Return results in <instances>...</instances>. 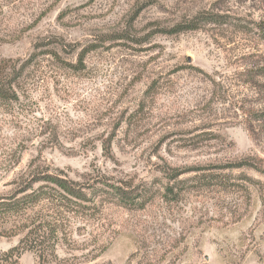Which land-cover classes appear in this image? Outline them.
Segmentation results:
<instances>
[{"label": "rangeland", "instance_id": "1", "mask_svg": "<svg viewBox=\"0 0 264 264\" xmlns=\"http://www.w3.org/2000/svg\"><path fill=\"white\" fill-rule=\"evenodd\" d=\"M262 27L264 0H0V202L85 197L0 219V264H264Z\"/></svg>", "mask_w": 264, "mask_h": 264}, {"label": "trees", "instance_id": "2", "mask_svg": "<svg viewBox=\"0 0 264 264\" xmlns=\"http://www.w3.org/2000/svg\"><path fill=\"white\" fill-rule=\"evenodd\" d=\"M197 27L198 25L194 24H191V26L189 27H187V25H183L178 27L175 33H184L185 31L195 30ZM261 31L264 33V27L261 28ZM9 77H11L10 74H5L3 71H0V101H10L12 97H15V94L11 96L10 93H12L13 91L12 89L16 80L14 82H11L12 79ZM256 122L264 125V112H261L256 115ZM245 166L252 167V169L260 171L259 168H256V166H253L248 163L236 164V166L234 167L243 168ZM37 185H40L41 187L37 190H34L35 186ZM44 185L53 187V190L50 189V191L54 192L55 190L57 193H63L78 200L85 199L84 195L82 194V191L75 189L68 180L60 178L50 173H46L43 175L36 174L34 178L28 181V183L20 190L17 195L3 199V201L0 202V219H12L15 217L23 219L24 217H26L32 207H34L40 201V198L42 196H47L51 194L49 190H45L47 187H43ZM111 189L112 190L110 192L106 193V198H111L113 200L119 201L120 205H124L127 207L128 205H136L138 199V196L135 195L136 192L126 191L116 186H111ZM143 206H145V204H143ZM25 229L27 230L28 227ZM40 230L41 228L32 232V229H30L27 235L21 240L20 245L18 247L13 248L11 252H16L17 257H20L25 251H36L37 253V247L31 245H36L34 238L37 233L40 232ZM20 249L23 251L22 253L20 252ZM6 256H8V254ZM39 259L42 262L41 264L46 262V258L43 254L39 255ZM5 261L7 264L8 259Z\"/></svg>", "mask_w": 264, "mask_h": 264}]
</instances>
